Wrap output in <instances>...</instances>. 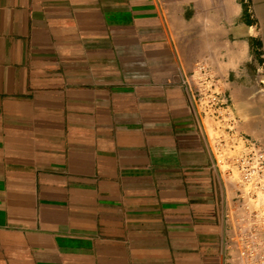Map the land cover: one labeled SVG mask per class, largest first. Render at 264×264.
Masks as SVG:
<instances>
[{"label":"crops","instance_id":"1","mask_svg":"<svg viewBox=\"0 0 264 264\" xmlns=\"http://www.w3.org/2000/svg\"><path fill=\"white\" fill-rule=\"evenodd\" d=\"M247 2L0 0V264H243L182 78L206 61L254 114Z\"/></svg>","mask_w":264,"mask_h":264},{"label":"built area","instance_id":"2","mask_svg":"<svg viewBox=\"0 0 264 264\" xmlns=\"http://www.w3.org/2000/svg\"><path fill=\"white\" fill-rule=\"evenodd\" d=\"M182 79L200 112L214 121L210 139L217 167L222 171L228 164L227 171L239 177L235 207L226 215L234 222L232 246L243 264H264V208L250 209L246 203L247 199L258 200L259 193L264 192V146L255 142L235 153L239 144L237 117L226 79L212 64L197 61Z\"/></svg>","mask_w":264,"mask_h":264},{"label":"rangeland","instance_id":"3","mask_svg":"<svg viewBox=\"0 0 264 264\" xmlns=\"http://www.w3.org/2000/svg\"><path fill=\"white\" fill-rule=\"evenodd\" d=\"M247 4L251 7L252 13L255 16V19L258 23V33L259 36L263 39L262 45V65L261 70L258 73L256 79L257 84L260 88H264V0H247ZM254 104L252 111L254 112L253 115L248 113V108L246 107H238V115L236 114V109L234 105L232 106L235 116L244 121L246 124H251L252 129H239L237 130L239 134L238 138V146L236 147L235 153H241L246 150V146L252 143H259L264 146V91L257 92L253 98ZM253 131V132H252ZM212 132V130H211ZM212 135V133H211ZM229 154H234V152H230ZM228 164L222 166V171L225 174V178L227 179L228 183L232 186H235L238 189L237 182L239 181V177L237 173H231L227 171ZM234 195L233 190L231 191ZM264 192L259 193V198H261ZM264 198V196H263ZM247 205L250 209H260L264 208V201L263 200H246ZM233 208L231 209V211Z\"/></svg>","mask_w":264,"mask_h":264},{"label":"bare ground","instance_id":"4","mask_svg":"<svg viewBox=\"0 0 264 264\" xmlns=\"http://www.w3.org/2000/svg\"><path fill=\"white\" fill-rule=\"evenodd\" d=\"M225 54V53H224ZM236 55V54H235ZM264 194V193H263ZM260 195V194H259ZM264 195L261 196V198H259V200H263L264 201V198H263Z\"/></svg>","mask_w":264,"mask_h":264}]
</instances>
